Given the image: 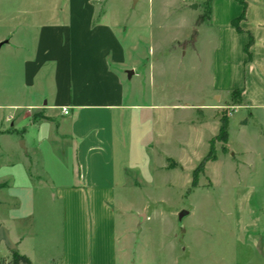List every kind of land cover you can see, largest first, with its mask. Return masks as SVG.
<instances>
[{
  "label": "crops",
  "instance_id": "obj_1",
  "mask_svg": "<svg viewBox=\"0 0 264 264\" xmlns=\"http://www.w3.org/2000/svg\"><path fill=\"white\" fill-rule=\"evenodd\" d=\"M207 1L181 0L204 18L203 49L212 52L213 103L187 106L202 117L193 124L205 125L212 111L220 133L239 109L264 124V0L246 7L211 0L205 16ZM91 2L75 0L67 24L41 27L24 60L23 86L32 93L0 102V228L31 264H160L149 239L138 236L137 216L148 218L128 198L142 192L144 164L162 156L150 147L160 148L166 113L174 117L176 106L133 102L138 73L129 50L117 25L105 24L104 15L95 23ZM255 221L242 235L253 264H264V222ZM0 249L9 264L12 253Z\"/></svg>",
  "mask_w": 264,
  "mask_h": 264
},
{
  "label": "rangeland",
  "instance_id": "obj_2",
  "mask_svg": "<svg viewBox=\"0 0 264 264\" xmlns=\"http://www.w3.org/2000/svg\"><path fill=\"white\" fill-rule=\"evenodd\" d=\"M74 1L0 0V39L7 41L0 49V102L15 103L18 94L29 98L32 91L23 86L24 60L34 37L44 25L67 24L76 9ZM91 1L95 23L104 15L105 24L117 25L115 35L129 50L128 62L138 73L131 82L133 102L176 106L174 117L166 113L160 148L150 147L162 156H151L148 169L144 164L142 192L128 198L148 218L137 216L139 238L149 239L160 264H253L252 245L242 231L257 217L264 222L263 119L241 109L233 112L226 144L220 134L213 139L219 128L212 111L206 112L205 125L193 124L202 117L187 106L213 103L212 52L203 49V18L183 7L181 0ZM8 211L1 214L9 215ZM182 213L186 214L180 221ZM0 244L5 253H13Z\"/></svg>",
  "mask_w": 264,
  "mask_h": 264
},
{
  "label": "trees",
  "instance_id": "obj_3",
  "mask_svg": "<svg viewBox=\"0 0 264 264\" xmlns=\"http://www.w3.org/2000/svg\"><path fill=\"white\" fill-rule=\"evenodd\" d=\"M240 2L244 7L247 6V0H240ZM211 8H212L211 0H208L207 3L205 4V9H206L207 15L211 13ZM201 21L203 22L204 18ZM219 134H220V139L226 143L227 138H228L227 124L226 123H223ZM207 161H208V158L204 159V161L201 163V167L203 169H204V165H205V163H207ZM193 178L194 179L192 182V187H196L198 184L196 176L194 175ZM12 255L13 256H12L11 262L9 264H31L30 260L27 257L20 255L17 251H13ZM0 264H5V262L4 261L0 262Z\"/></svg>",
  "mask_w": 264,
  "mask_h": 264
},
{
  "label": "water",
  "instance_id": "obj_4",
  "mask_svg": "<svg viewBox=\"0 0 264 264\" xmlns=\"http://www.w3.org/2000/svg\"><path fill=\"white\" fill-rule=\"evenodd\" d=\"M0 48H1V46H0ZM185 214L186 213H182L180 215V221L183 220V217L185 216ZM0 241L3 242L9 250H11V251L17 250V246L13 243V241L10 237L9 231L5 228H0Z\"/></svg>",
  "mask_w": 264,
  "mask_h": 264
},
{
  "label": "built area",
  "instance_id": "obj_5",
  "mask_svg": "<svg viewBox=\"0 0 264 264\" xmlns=\"http://www.w3.org/2000/svg\"><path fill=\"white\" fill-rule=\"evenodd\" d=\"M62 112H63V115H64V116H68V115L70 114V110H69V108H64V109L62 110Z\"/></svg>",
  "mask_w": 264,
  "mask_h": 264
}]
</instances>
